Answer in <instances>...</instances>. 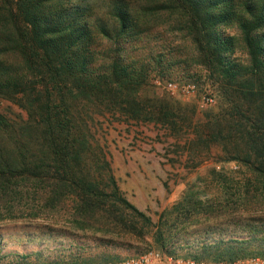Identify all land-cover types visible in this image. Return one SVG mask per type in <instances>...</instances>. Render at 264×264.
Here are the masks:
<instances>
[{"label":"trees","instance_id":"1","mask_svg":"<svg viewBox=\"0 0 264 264\" xmlns=\"http://www.w3.org/2000/svg\"><path fill=\"white\" fill-rule=\"evenodd\" d=\"M158 19L185 33L215 80L218 102L202 137L241 170L213 177L244 183L226 188V206L207 216L250 234H221L192 257H264V0H0V226L25 220L118 232L119 243L152 241L159 251L177 239L125 197L100 138L103 116L168 118L155 119L141 99L146 68L123 58L125 43ZM224 27L239 34L225 36ZM239 48L247 61L230 62Z\"/></svg>","mask_w":264,"mask_h":264},{"label":"rangeland","instance_id":"2","mask_svg":"<svg viewBox=\"0 0 264 264\" xmlns=\"http://www.w3.org/2000/svg\"><path fill=\"white\" fill-rule=\"evenodd\" d=\"M104 1L100 0L102 5ZM147 26L144 33L125 43L123 58L126 65L146 68V82L138 88L141 99L155 113V119L161 114L168 118L163 116L165 122H143L119 113L103 116L100 138L125 197L155 224L167 222L168 232L177 236L166 252L181 257L202 256L203 243L220 240L221 234H250L242 226H230L224 218L213 221L207 216L210 208L226 206V188L243 181L236 175L235 181L216 179L213 171L241 168L236 162L223 161L221 150L208 147L202 137L206 112L216 106L218 94L196 46L164 19ZM223 33L239 34L236 27H224ZM108 48L102 46L101 59H107L104 52ZM233 60L247 61L243 49L230 57V62ZM169 83L195 84L198 92L172 96ZM205 95H213L214 104L205 105ZM2 108L19 113L9 103ZM214 223L218 225L212 227ZM109 234L78 232L44 221L6 223L0 226V264H71L87 258L95 259L90 264H113L156 249L152 241L122 244L116 241L118 232ZM101 256H108L110 262L105 263Z\"/></svg>","mask_w":264,"mask_h":264},{"label":"built area","instance_id":"3","mask_svg":"<svg viewBox=\"0 0 264 264\" xmlns=\"http://www.w3.org/2000/svg\"><path fill=\"white\" fill-rule=\"evenodd\" d=\"M167 86L172 96H186L196 94L198 92L195 84L180 86L175 83H169ZM214 102L215 99L213 95H205L203 97V103L207 106L214 104ZM113 264H264V257H251L241 259L233 263L211 262L204 259H197L194 257H181L168 253L166 251L150 249L141 254L128 257Z\"/></svg>","mask_w":264,"mask_h":264}]
</instances>
